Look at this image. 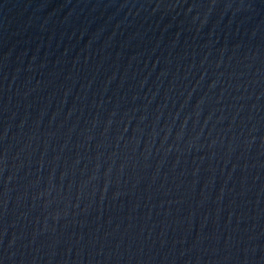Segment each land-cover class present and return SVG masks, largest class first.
<instances>
[{"label":"water","instance_id":"1","mask_svg":"<svg viewBox=\"0 0 264 264\" xmlns=\"http://www.w3.org/2000/svg\"><path fill=\"white\" fill-rule=\"evenodd\" d=\"M0 264H264V0H0Z\"/></svg>","mask_w":264,"mask_h":264}]
</instances>
